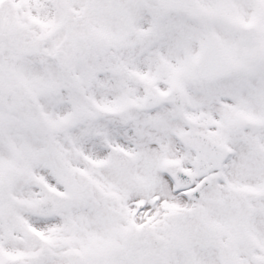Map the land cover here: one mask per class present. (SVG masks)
I'll return each instance as SVG.
<instances>
[{"label": "snow or ice", "instance_id": "obj_1", "mask_svg": "<svg viewBox=\"0 0 264 264\" xmlns=\"http://www.w3.org/2000/svg\"><path fill=\"white\" fill-rule=\"evenodd\" d=\"M0 264H264V0H0Z\"/></svg>", "mask_w": 264, "mask_h": 264}]
</instances>
